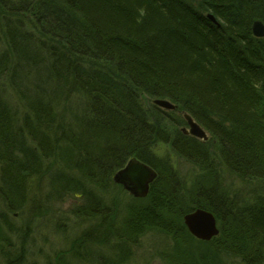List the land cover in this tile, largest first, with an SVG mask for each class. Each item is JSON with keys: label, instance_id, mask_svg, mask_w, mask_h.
Wrapping results in <instances>:
<instances>
[{"label": "trees", "instance_id": "obj_1", "mask_svg": "<svg viewBox=\"0 0 264 264\" xmlns=\"http://www.w3.org/2000/svg\"><path fill=\"white\" fill-rule=\"evenodd\" d=\"M255 20L264 0H0V264L39 256L36 237L71 242L47 264H141L152 258L134 247L150 251L158 235L163 264H264ZM181 112L209 140L185 135ZM134 156L158 177L123 203L113 174ZM196 208L217 218L210 241L184 225Z\"/></svg>", "mask_w": 264, "mask_h": 264}, {"label": "water", "instance_id": "obj_2", "mask_svg": "<svg viewBox=\"0 0 264 264\" xmlns=\"http://www.w3.org/2000/svg\"><path fill=\"white\" fill-rule=\"evenodd\" d=\"M208 17L213 22H216L212 14H209ZM253 34L256 37H264V23L262 21L254 22ZM155 103L167 109L176 108V105L168 99H157ZM184 116L190 125V131L186 132L200 139L207 140V131L189 113H185ZM157 177L158 173L154 168L133 157L116 173L114 181L124 185L125 189L133 196L146 197L150 192L151 184L154 183ZM184 222L191 233L204 241H210L220 232L215 215L203 208H197L187 213L184 216Z\"/></svg>", "mask_w": 264, "mask_h": 264}, {"label": "rangeland", "instance_id": "obj_3", "mask_svg": "<svg viewBox=\"0 0 264 264\" xmlns=\"http://www.w3.org/2000/svg\"><path fill=\"white\" fill-rule=\"evenodd\" d=\"M152 101H154V99ZM165 109H167V108H165ZM167 110H169L171 112V109H167ZM184 114L185 113H183V112H181V114H180L184 120V123L180 124L178 127L179 128H186L188 130L189 124H185V119L183 117ZM177 116H179V115L177 114ZM158 147H159L158 151H159L160 156H162V157L168 156L175 163H178L179 169L181 171H183L184 173H190L191 172V174H192V172H193L192 168L193 167H191L190 165H187L183 162H178V159L175 156L176 154L174 153V150L171 147H169L168 144H161V145L158 144ZM120 187L121 188L118 191L119 192L118 193L119 198L121 199V201L123 203L124 202H130L131 194L126 189H123L122 185ZM123 213H124V211L122 212V214ZM48 239H49V237H48ZM35 240H36V243L38 244L39 247L42 246L41 249H44V251L42 253H40V255H39L40 257L38 256V253H35L33 256H30L27 259L28 264H47V262L53 261L54 255L56 252L55 250H58L59 247H62V246H60L62 244V240H63L65 245L71 244V242L67 239V237H50V242H49L48 246H46V247L42 243V241H40L37 237L35 238ZM60 241H61V244H60ZM166 242L167 241L165 240V237L163 235H158L157 237H155L154 243L150 246L152 248V250L143 251L142 250L143 246L139 247V248L134 247L135 252L138 251L139 254H148V256L152 258L149 260L143 258V262H141V264H163V262L166 263L164 260H161L162 258L159 257L158 252H157L158 250L163 249L161 247L163 245H165L164 243H166ZM92 247L94 249H97L98 251L101 250V251L105 252L108 256L111 255L110 254L111 250H112L111 247H109V250L105 247H100L98 245H94ZM84 253L86 254L85 250H84Z\"/></svg>", "mask_w": 264, "mask_h": 264}, {"label": "bare ground", "instance_id": "obj_4", "mask_svg": "<svg viewBox=\"0 0 264 264\" xmlns=\"http://www.w3.org/2000/svg\"><path fill=\"white\" fill-rule=\"evenodd\" d=\"M8 20V19H7ZM255 21H261V20H255ZM254 21V22H255ZM252 32H253V27H252ZM1 37H3V36H1ZM5 95H6V97H10V99H12V98H14V96L13 95H11V89L10 88H7V91H6V93H5ZM19 97V96H18ZM172 111H173V109H172ZM135 158H137V157H135ZM137 159H139V158H137ZM140 160V159H139ZM116 175V172L113 174V180H114V176ZM115 182V181H114ZM116 183V182H115ZM117 185H119V186H121L122 184H119V183H116ZM152 185V184H151ZM122 188L123 189H125V187H124V185H122ZM129 192V191H128ZM204 209V208H203ZM86 225H88V224H86ZM42 230H43V228L42 227H40V226H38V232H42ZM190 234L193 236V237H195V238H197V236L195 235V234H193V233H191L190 232ZM197 239H199V238H197ZM93 245H90V250H91V252H92V254L93 255H96V256H102L103 258L105 257L104 255H102V252H100V251H98L97 249H94L93 247H92ZM99 248V247H98ZM134 250V249H133ZM136 254H138V251H136L135 252ZM79 262V264H82V262L81 261H78Z\"/></svg>", "mask_w": 264, "mask_h": 264}]
</instances>
